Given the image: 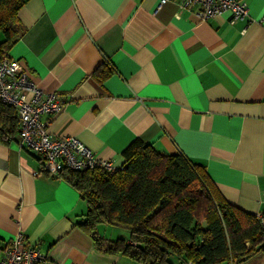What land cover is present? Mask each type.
Segmentation results:
<instances>
[{"label":"crops","instance_id":"0c3cea01","mask_svg":"<svg viewBox=\"0 0 264 264\" xmlns=\"http://www.w3.org/2000/svg\"><path fill=\"white\" fill-rule=\"evenodd\" d=\"M243 1L247 16L231 22L228 13L203 20L177 0H26L7 53L65 101L41 115L52 136H76L116 164L135 139L180 153L205 166L227 202L258 216L264 0ZM58 171L18 141L0 143V257L20 234L44 254L39 264H138L94 247L78 225L86 201ZM238 264H264V252Z\"/></svg>","mask_w":264,"mask_h":264},{"label":"trees","instance_id":"16d2710c","mask_svg":"<svg viewBox=\"0 0 264 264\" xmlns=\"http://www.w3.org/2000/svg\"><path fill=\"white\" fill-rule=\"evenodd\" d=\"M25 2L0 0V55L21 34L18 10ZM18 125L15 108L0 101V143L17 141ZM122 157L113 173L58 171L86 201L78 225L98 251L138 264H238L264 252L257 216L227 202L203 164L158 152L139 139ZM102 226L117 231L106 236Z\"/></svg>","mask_w":264,"mask_h":264},{"label":"built area","instance_id":"2783aa9c","mask_svg":"<svg viewBox=\"0 0 264 264\" xmlns=\"http://www.w3.org/2000/svg\"><path fill=\"white\" fill-rule=\"evenodd\" d=\"M158 6L169 0H158ZM182 8H195L203 20L228 13L231 22L244 18L248 8L243 0H177ZM0 101L12 105L18 115V144L38 153L46 172L56 173L61 167L74 170L99 169L113 173L123 164L96 156L79 138L73 135L55 137L48 130V121L41 115L54 116L64 108L65 101L55 92H46L31 77L24 63L7 52L0 55ZM264 237V212L258 216ZM44 254L26 243L20 234L10 238L2 249L0 264H39ZM191 264V263H189Z\"/></svg>","mask_w":264,"mask_h":264},{"label":"rangeland","instance_id":"374dc122","mask_svg":"<svg viewBox=\"0 0 264 264\" xmlns=\"http://www.w3.org/2000/svg\"><path fill=\"white\" fill-rule=\"evenodd\" d=\"M105 228V230L103 229ZM100 230L102 231V233H104L106 236H110V235H115L117 229L115 231H113L114 229L111 227H100Z\"/></svg>","mask_w":264,"mask_h":264}]
</instances>
